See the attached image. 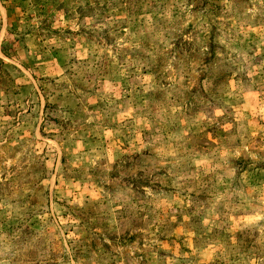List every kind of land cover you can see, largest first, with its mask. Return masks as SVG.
<instances>
[{"label":"rangeland","instance_id":"rangeland-1","mask_svg":"<svg viewBox=\"0 0 264 264\" xmlns=\"http://www.w3.org/2000/svg\"><path fill=\"white\" fill-rule=\"evenodd\" d=\"M0 264H264V0H0Z\"/></svg>","mask_w":264,"mask_h":264}]
</instances>
